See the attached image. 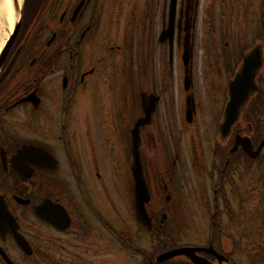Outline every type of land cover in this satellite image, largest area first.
<instances>
[{"label":"flooded vegetation","instance_id":"af4514ba","mask_svg":"<svg viewBox=\"0 0 264 264\" xmlns=\"http://www.w3.org/2000/svg\"><path fill=\"white\" fill-rule=\"evenodd\" d=\"M145 1H134L128 20L117 8H130L131 0H59L27 15L0 72V79L5 74L0 84V264H8L6 259L13 264H147L146 229L136 221L131 173L132 130L145 114L144 93L160 97L152 125L141 130L148 182L151 187L159 182L157 175L149 174L155 168L152 171L161 174L164 184L165 200L160 198L164 209L148 207L155 239L179 235V225L172 223V216L178 222L179 210L176 170L187 174L197 165L214 162L216 168L228 161L231 167L233 159L238 170V155L245 153L231 154L233 145L222 138L219 127L226 86L245 57L259 47L263 65L252 103L264 104V0H178L171 31L170 0H155L158 22L146 17ZM80 5L83 10L74 18ZM111 6L112 19L104 21L102 7ZM102 22L106 28L101 32ZM105 44L96 57L84 52ZM115 49L123 63L116 72L110 64L105 70L102 63ZM182 56L191 60L193 69L199 62L203 82L210 83L204 102L188 109L176 96ZM194 86L187 97L197 96L196 77ZM247 131L253 136L255 129L249 126ZM152 149L157 155L153 168ZM163 173L171 178L166 180ZM251 224L257 233L264 227ZM187 230L186 236H191ZM216 230L207 246L228 238L223 227ZM238 233L241 264H264L262 245L247 240L241 228ZM217 251L232 258V251ZM244 251L258 255L257 261H243ZM200 256L217 264L210 255Z\"/></svg>","mask_w":264,"mask_h":264},{"label":"rangeland","instance_id":"374dc122","mask_svg":"<svg viewBox=\"0 0 264 264\" xmlns=\"http://www.w3.org/2000/svg\"><path fill=\"white\" fill-rule=\"evenodd\" d=\"M243 3H244V0H243ZM230 5H232V4H230ZM236 8H237V4H236ZM204 9L207 11L208 15L210 14L213 16V14H211L210 9H206V8H204ZM253 9L255 10V7H253ZM113 10H114V7L111 6L107 12V18L110 20L112 19V16H113ZM217 10H218V13L221 14V5ZM244 11L248 13L246 18L249 20V15H250L251 11L247 8V4L244 6ZM256 22L257 21L255 20V23L253 24L254 26L256 25ZM7 23L6 24L0 23V40H2V41H3V37H5L9 34V25L7 26ZM204 24H203V26H204ZM199 72H200V70H198V73ZM198 73H196V76H195L196 77V84H198V82L200 84L202 81V78H203L202 74L200 75ZM208 73H209L208 69L204 70V77H206ZM220 93H221V98H222V94H224V92L220 91ZM155 153H156V149H152L151 155L154 156ZM152 162L153 163L157 162V158L156 157L155 158L150 157L151 165H152ZM257 167L259 168V171L255 172V173L262 174L263 173L262 169L259 166H257ZM153 173H154V171H152V169H151V171H150L151 176L153 175ZM253 181L255 183L256 179L254 178ZM171 186L173 187V183ZM162 188H163V185L161 184V181L158 182L157 184H154L155 198L157 196L160 198V196H161L160 193L162 192ZM194 191H195L194 196H195L196 202H195V199H191L189 201L191 204H193L195 202L194 207H191L188 209L185 208L184 197H186V196L184 195V192H182V187H180V190L178 187H176L175 198L177 200V208L181 204L183 206L181 210H178V213L182 212L181 218H182V222H183L181 224L182 228L179 229V235L184 237L185 239L187 237V240H186L187 242H197L198 243L199 241L202 242V241L208 240V238H207L208 231L207 230H209L208 224H209V220H210L209 218L211 216L210 213L212 212V204H213V198L214 197L212 196L211 190H208L205 188L201 189L202 194L196 188H194ZM209 202H211V205L209 208L210 213L208 212ZM153 204H154V201H153L152 205ZM233 206H234V208H236L235 203H233ZM164 207H165L164 204L161 205V203L159 202V206H157L156 209L155 208L154 209L159 212V211H161V209H164ZM208 214H209V217H208ZM238 220L239 219L237 218L233 221V222L237 223L236 236L231 237L228 240H223L219 244V246L226 248L227 251H232L231 256H232L233 261H234L233 264H239V263L241 264V260H240L241 246H240V243L238 242V239H239V237H238V223H239ZM185 223L189 224V226L187 228H189L191 230V232L189 234L191 236H188V235L186 236V231H188V230H187V228H185L186 227ZM249 223H250V221H249ZM131 228H134V229L136 228L135 222H132ZM234 231H235V228H234ZM242 233L244 234V236H247V240L256 239L260 245L262 244V238L257 237V228L255 225L248 226V228H246L245 232L243 230ZM234 238H236V239H234ZM263 248L264 247H260L259 253H263ZM244 254H245V257H242V258H243V261H245V262L246 261L247 262H253V261H257V259H258V255H254L252 251H249V252L244 251ZM247 264H249V263H247Z\"/></svg>","mask_w":264,"mask_h":264},{"label":"water","instance_id":"95a60500","mask_svg":"<svg viewBox=\"0 0 264 264\" xmlns=\"http://www.w3.org/2000/svg\"><path fill=\"white\" fill-rule=\"evenodd\" d=\"M237 84H238V82L237 83L235 82L233 84V86L231 87L232 102L230 103L228 111H227V118L228 119L234 117L235 114L239 113L240 109L243 108L244 105L246 104L245 95H246V92L249 91V89L246 88L244 94L242 95L241 92H238L239 88H238ZM134 175H135L137 185L138 184H144L142 171L140 168H138L137 165H135V167H134ZM139 219L142 223H145L148 225V223H147L148 218L146 216V212L144 209L139 213ZM179 255H188L189 256L190 250L183 249V250L171 252L169 254L162 256L160 258V261L171 259V258L179 256Z\"/></svg>","mask_w":264,"mask_h":264},{"label":"bare ground","instance_id":"6f19581e","mask_svg":"<svg viewBox=\"0 0 264 264\" xmlns=\"http://www.w3.org/2000/svg\"><path fill=\"white\" fill-rule=\"evenodd\" d=\"M21 1V0H18ZM13 5L12 0H0V23L9 25V30L13 27ZM7 36L3 37V41L0 40V50L3 47V42Z\"/></svg>","mask_w":264,"mask_h":264}]
</instances>
